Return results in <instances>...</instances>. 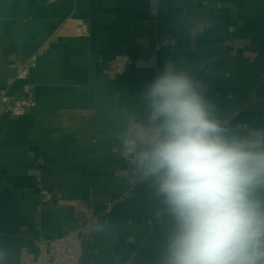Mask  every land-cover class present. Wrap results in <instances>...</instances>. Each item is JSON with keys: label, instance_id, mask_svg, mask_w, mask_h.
Returning a JSON list of instances; mask_svg holds the SVG:
<instances>
[{"label": "crops", "instance_id": "obj_1", "mask_svg": "<svg viewBox=\"0 0 264 264\" xmlns=\"http://www.w3.org/2000/svg\"><path fill=\"white\" fill-rule=\"evenodd\" d=\"M121 53L131 64L117 73ZM168 62L230 135H264V0H0L2 264L91 212L83 264H161L173 219L133 129L149 123L143 91Z\"/></svg>", "mask_w": 264, "mask_h": 264}, {"label": "clouds", "instance_id": "obj_2", "mask_svg": "<svg viewBox=\"0 0 264 264\" xmlns=\"http://www.w3.org/2000/svg\"><path fill=\"white\" fill-rule=\"evenodd\" d=\"M143 98L153 127L136 159L173 219L161 264H264V135H230L171 62Z\"/></svg>", "mask_w": 264, "mask_h": 264}, {"label": "built area", "instance_id": "obj_3", "mask_svg": "<svg viewBox=\"0 0 264 264\" xmlns=\"http://www.w3.org/2000/svg\"><path fill=\"white\" fill-rule=\"evenodd\" d=\"M55 2L58 0H48ZM131 64V57L126 53L117 54L109 63L111 69L117 73H123ZM10 107L18 108L26 105V101L11 99L7 95L3 97ZM153 124L139 122L134 126L133 134L141 143V137L152 129ZM110 210V207L107 211ZM100 215L88 214L86 221L74 229L67 230L60 236L43 239L37 242L35 253H25L17 264H83L85 242L89 240L99 227Z\"/></svg>", "mask_w": 264, "mask_h": 264}]
</instances>
